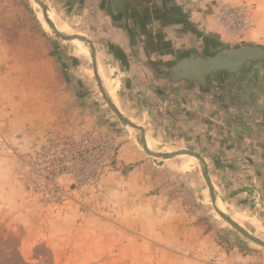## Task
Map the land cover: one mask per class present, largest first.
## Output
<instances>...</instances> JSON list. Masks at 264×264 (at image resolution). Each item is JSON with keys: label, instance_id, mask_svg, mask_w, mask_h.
Here are the masks:
<instances>
[{"label": "rangeland", "instance_id": "374dc122", "mask_svg": "<svg viewBox=\"0 0 264 264\" xmlns=\"http://www.w3.org/2000/svg\"><path fill=\"white\" fill-rule=\"evenodd\" d=\"M200 1L212 13L205 25L198 23L201 37L186 41L191 50L203 56L226 47L264 48V0ZM200 42L199 52L193 48ZM73 43L78 44L49 29L33 0H0V165L18 184L14 201L0 185V264H264V247L219 215L264 243V142L258 133L240 134L232 127V121L251 122L249 129L256 131L264 124L242 118L260 110L264 62L246 64V77L212 76L206 91L182 82L186 91L198 88L215 103H207L202 114L181 113L180 102L172 98L179 91L164 93L162 73H154L143 99L158 124L148 143L161 151L155 152L136 121L125 118L131 127L116 116L98 84L90 95L100 117L95 126L80 118L88 105L76 97L82 91L76 80L84 73L69 71L71 60L62 52ZM70 97L73 112L66 110L73 108ZM24 99L35 103L33 108L51 110L55 119L48 123L43 115L21 126ZM215 106L225 116L241 118L216 121ZM10 109L14 118L8 120ZM73 115L74 121L68 120ZM124 142L147 157L137 177L129 172L144 162L118 165ZM144 145L155 154L191 151L202 161L188 155L151 157ZM10 209L16 215L11 217ZM44 232L51 243L23 245Z\"/></svg>", "mask_w": 264, "mask_h": 264}, {"label": "crops", "instance_id": "0c3cea01", "mask_svg": "<svg viewBox=\"0 0 264 264\" xmlns=\"http://www.w3.org/2000/svg\"><path fill=\"white\" fill-rule=\"evenodd\" d=\"M40 1L46 8L48 18L61 35L65 37L81 36L92 44L91 47L89 44L76 39L66 40L78 42V44L73 43L68 46V48L72 47V49L62 51L65 54L64 56L71 60L70 64L67 62L69 66L68 70L75 73H84L81 76L77 75L79 79L76 80V82L81 84L78 86L82 88L80 96L76 97L77 99H82L80 104L88 105L86 114L81 115L80 118L93 124L94 120L99 118L100 113H102V110L98 109L97 101L92 99L94 96L90 95L93 92V85H97L92 55L95 58L98 80L104 89L106 97L124 118L137 122V126L140 128L139 132L144 135V140L149 148L150 145L148 143L152 141L151 137L158 124L155 114L145 106L143 98L149 97L146 89L149 78L153 77L154 73H162L159 79L164 93L165 90L179 91L180 94L172 98L174 100L176 98L180 102L182 106L181 113L187 114L188 111H191L194 114H202L208 107L207 103L209 102L214 107L215 103H211V100L209 101L207 98L200 96L198 88L186 91V87L182 83L183 81L172 83L166 76L172 62L191 51L186 41L189 38L196 40L197 37H201L200 34L204 29L198 23L200 22V24L203 23L205 25L208 22L206 21L208 18L207 13H212L211 6L205 7L200 0ZM192 23L196 25V29L197 27L199 28L200 33L194 31V27L190 25ZM202 44L195 46L193 49L200 52L203 49ZM256 66L255 68H257ZM245 70L244 67L240 72L231 76H234V78L235 76L236 78L246 77ZM251 78L247 81L248 85L252 82ZM259 84L262 85L261 88L263 90L259 93L261 103H257L261 104L260 110L258 113L244 112L246 114H243L242 118L248 117L250 121L257 119L259 122L264 123V77L259 79ZM252 88L256 87L251 86ZM251 97L257 98V96L253 95V93L250 94V100H252L253 104L254 101ZM71 104L73 108H66L67 112L69 109H72V112L74 111L73 97L71 98ZM33 105L35 103L30 104L27 102V99H24V109L20 113L21 126L25 122L28 123V119L33 121L34 118H39V116L43 115H45L44 119L48 123H51L55 119V116L50 113L51 110L48 111L46 108L41 109L40 106L33 108ZM214 110L217 111L212 112V117L216 121L220 119L231 123L232 118H241L240 114L223 115L225 111L221 110L218 106H215ZM9 113L11 115L8 114L5 118L11 120L14 118V112L10 109ZM181 118L182 121L186 119L184 115ZM68 120L74 121V115L70 119L68 118ZM89 123H83L82 121V124L85 126ZM184 123L186 122L184 121ZM232 124L234 128L239 127L238 132L240 134H247L249 131H252L254 135L258 133V138L261 142H264V124L262 127L259 126V129L256 131L255 129H249V127H252L251 122L245 123V126L236 121H232ZM93 125L95 126V123ZM11 133H13L12 129H10L8 134ZM253 134L250 136H253ZM150 149L152 150V148ZM152 151L161 152L156 149ZM146 159L145 153L139 152L135 147L133 148V144L130 142L122 143L118 150L117 162L120 166L144 162L129 172L130 178L138 176V170L148 164ZM4 169H7V167L0 165V185L3 184L2 188H4L5 197L11 195L8 198L12 197L10 200L13 199L14 201L16 197L13 194L16 192L18 184L11 174L10 176L8 175L9 177L6 175ZM16 207L12 206L13 212ZM12 210L10 209L11 212L9 213L11 217L16 215V213L11 214ZM14 228L22 233L26 231V228L22 224H15ZM43 242L45 244L47 242L51 243L46 232L38 236L34 241H24L23 245L31 247ZM166 244L164 242L165 246Z\"/></svg>", "mask_w": 264, "mask_h": 264}, {"label": "water", "instance_id": "95a60500", "mask_svg": "<svg viewBox=\"0 0 264 264\" xmlns=\"http://www.w3.org/2000/svg\"><path fill=\"white\" fill-rule=\"evenodd\" d=\"M35 3L39 5L41 8V12L43 18L49 27V29L60 39L63 40H79L89 44L92 47V44L84 37L81 36H69L65 37L61 35L50 19L48 18L46 8L44 4L40 0H33ZM92 61L94 65V76L96 78L97 84L100 87L102 95L106 98L104 89L102 88L98 76L96 73L95 67V58L92 55ZM256 62H264V48L261 46H243V47H234V48H222L214 53L199 55L196 51L191 50L183 57L175 60L169 67V70L166 74L169 81L172 83L178 82H187L191 85L198 84L200 86L201 91H206L210 82L208 78L216 75H233L240 72L244 66L248 63H256ZM109 106L114 111L116 116L125 124L135 127L132 123L126 120L114 107V105L107 100ZM144 151L147 155L155 158H165L170 159L180 155H188L195 157L196 159L202 161L201 157L193 153L191 151H179L176 153H167V154H155L148 150L147 146H143ZM204 178L208 185L211 199L214 201L212 194V187L210 181L207 176V169L204 168ZM228 224L238 229L241 233H243L249 240L254 243L264 247V243L253 239L250 235H248L245 231H243L236 223H234L231 219L225 217L222 214H219Z\"/></svg>", "mask_w": 264, "mask_h": 264}]
</instances>
